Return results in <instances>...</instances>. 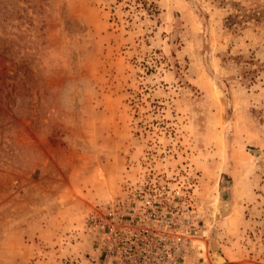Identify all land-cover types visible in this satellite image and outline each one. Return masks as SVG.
I'll return each mask as SVG.
<instances>
[{"label":"rangeland","instance_id":"1","mask_svg":"<svg viewBox=\"0 0 264 264\" xmlns=\"http://www.w3.org/2000/svg\"><path fill=\"white\" fill-rule=\"evenodd\" d=\"M215 252L264 264V0H0V264Z\"/></svg>","mask_w":264,"mask_h":264},{"label":"bare ground","instance_id":"2","mask_svg":"<svg viewBox=\"0 0 264 264\" xmlns=\"http://www.w3.org/2000/svg\"><path fill=\"white\" fill-rule=\"evenodd\" d=\"M213 258H214V261L216 264H225L226 263L225 258L221 254H219L218 252H215L213 254Z\"/></svg>","mask_w":264,"mask_h":264}]
</instances>
